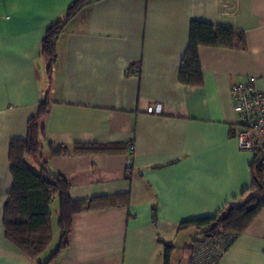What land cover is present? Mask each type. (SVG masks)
I'll return each mask as SVG.
<instances>
[{
    "label": "crops",
    "instance_id": "crops-1",
    "mask_svg": "<svg viewBox=\"0 0 264 264\" xmlns=\"http://www.w3.org/2000/svg\"><path fill=\"white\" fill-rule=\"evenodd\" d=\"M73 1L0 0V264H40L5 238L2 217L9 142L26 136L44 97L46 142L121 148L53 156L44 143L47 173L67 179L72 199L108 198L72 216L49 264H165L166 243L171 264H191L186 246L201 235L180 223L220 213L251 185L254 153L238 148L230 87L253 76L264 92V0H97L59 33L49 69L45 31ZM191 20L245 36L242 49L198 48L199 85L178 80ZM54 212L58 224V200ZM46 250L41 262L56 251ZM218 264H264V205Z\"/></svg>",
    "mask_w": 264,
    "mask_h": 264
},
{
    "label": "trees",
    "instance_id": "trees-1",
    "mask_svg": "<svg viewBox=\"0 0 264 264\" xmlns=\"http://www.w3.org/2000/svg\"><path fill=\"white\" fill-rule=\"evenodd\" d=\"M94 1L97 0H74L66 9L64 16L47 27L41 44V53L48 57L49 69L57 56L56 41L59 33L82 7ZM200 46L242 49L245 47V36L241 31H236L226 25L191 20L188 44L178 72L180 83L201 84L202 73L198 56ZM48 106L49 100L46 97L40 99L34 114L27 121L26 136L12 139L9 142L8 159L12 184L6 194L2 217L5 238L31 260L40 264H49L55 259L58 251L67 244L72 216L75 213L86 208L97 207L98 204H108L106 203L108 198L103 196L72 199L68 194V181L60 174L48 173L54 184L44 181L42 173L47 172L46 161L42 159L44 143L48 145L50 155L53 156L68 153H114L121 150L119 146L98 144H75L70 150L61 144L46 142L45 129L41 119L47 113ZM262 149L253 150L252 181L250 187L244 191L242 199L225 207L216 215L198 217L180 223L179 229L192 226L199 229L201 235L199 239L193 240L190 245L186 246L189 249L190 261L194 243L212 239L223 233L233 234L234 241L264 205V156ZM30 156L40 164L39 171L31 169L27 164L26 158ZM55 195L58 196L60 240L55 248L56 251L45 262H41L39 256L47 249L51 240L50 205ZM206 234H210V236L208 237ZM173 248V244H165V264H171Z\"/></svg>",
    "mask_w": 264,
    "mask_h": 264
},
{
    "label": "built area",
    "instance_id": "built-area-1",
    "mask_svg": "<svg viewBox=\"0 0 264 264\" xmlns=\"http://www.w3.org/2000/svg\"><path fill=\"white\" fill-rule=\"evenodd\" d=\"M230 92L237 115L238 148L245 151L264 148V92L257 90L253 76L233 83ZM146 110L150 113L160 112L159 105L148 106ZM233 239V234L223 233L194 243L191 264H218Z\"/></svg>",
    "mask_w": 264,
    "mask_h": 264
},
{
    "label": "rangeland",
    "instance_id": "rangeland-1",
    "mask_svg": "<svg viewBox=\"0 0 264 264\" xmlns=\"http://www.w3.org/2000/svg\"><path fill=\"white\" fill-rule=\"evenodd\" d=\"M27 164L29 165V167L31 169H33V170L35 169V168L32 167L31 163L28 162ZM57 200H58L57 195H55L53 197L52 203L50 205L51 213H53V217L54 218H53L52 233L50 234L51 242H50V244H49V246H48V248L46 250L47 253H49L51 250H54L55 249V247L57 245V242H58V240L60 238L59 226L57 224V218H56L55 212H54L55 211V207L57 205Z\"/></svg>",
    "mask_w": 264,
    "mask_h": 264
},
{
    "label": "water",
    "instance_id": "water-1",
    "mask_svg": "<svg viewBox=\"0 0 264 264\" xmlns=\"http://www.w3.org/2000/svg\"><path fill=\"white\" fill-rule=\"evenodd\" d=\"M42 178L44 181H46L49 184H54L53 179L50 177V175L47 172L42 173ZM206 236H210V234H206Z\"/></svg>",
    "mask_w": 264,
    "mask_h": 264
}]
</instances>
